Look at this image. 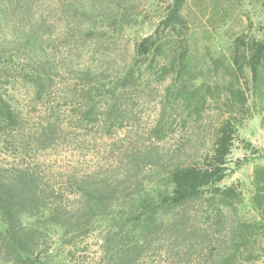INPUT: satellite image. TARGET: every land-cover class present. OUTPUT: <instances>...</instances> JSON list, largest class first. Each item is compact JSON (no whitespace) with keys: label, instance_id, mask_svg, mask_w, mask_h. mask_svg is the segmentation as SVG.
Here are the masks:
<instances>
[{"label":"rangeland","instance_id":"obj_1","mask_svg":"<svg viewBox=\"0 0 264 264\" xmlns=\"http://www.w3.org/2000/svg\"><path fill=\"white\" fill-rule=\"evenodd\" d=\"M91 3L95 8L90 9ZM171 3L0 0L10 9L0 34L12 40L25 25L45 19L43 45L57 64L69 69L59 72L43 102L35 100L32 87L22 80L9 83L13 101L23 111L24 135L47 121L59 129L52 148L42 152L31 144L21 149L14 137L0 133V163H18L21 149L24 161L63 193L75 188L80 175L93 173L99 182L114 186L113 200L119 197L117 202L124 203L139 190L164 184L171 168L201 164L221 124L230 119L238 125L228 175L217 184L234 187L236 198L220 202L210 188L179 212L166 213L135 261L125 258L117 229L106 230L114 220L98 219L87 232V225L77 230L70 241L52 226L41 254L48 264H264V225L254 203L256 173L264 167V66L256 81L245 58L241 56L240 64L234 60L237 47L243 52L252 39H264V0H186L188 28L173 31L166 53L153 64L148 59L152 66L136 84L118 92L123 126L80 120L84 92L80 76L70 69L87 64L107 68L109 80L120 75L132 62L135 44L154 32ZM85 4L93 11L87 20L76 16ZM10 47L15 53L19 48L15 43ZM184 47L189 54L186 69H164L179 59ZM36 214L29 213L28 219ZM0 264L10 263L0 256Z\"/></svg>","mask_w":264,"mask_h":264},{"label":"trees","instance_id":"obj_2","mask_svg":"<svg viewBox=\"0 0 264 264\" xmlns=\"http://www.w3.org/2000/svg\"><path fill=\"white\" fill-rule=\"evenodd\" d=\"M185 2L172 0L157 28L135 44L132 62L115 78L109 80V76L105 77L107 68L85 64L70 69L72 71L69 72L77 73L82 82L81 121L105 120L109 128L123 126L125 115L122 104L117 103L116 98L136 84L144 71L152 66L146 64L148 59L153 64L166 53L171 47L173 31L188 28L187 18L183 14ZM91 4L90 9L95 8L94 3ZM89 5H82L81 14L76 16H82L84 20L90 18L93 11L86 9ZM9 11L0 4V27L1 20ZM37 21L35 26L25 25L15 32L12 40L0 34V133L14 137L21 149L31 144L42 152L40 150L52 148L59 126L47 121L34 133L28 132L31 135L28 140L27 134L22 132L23 111L13 101L9 89V83L13 80H22L32 87L35 100L43 102L53 90L59 72L68 68L57 64L55 57L48 55L43 45L47 21ZM13 43L19 46L16 53L10 47ZM241 56L247 61L253 79L259 80L264 66V39H252L243 52L237 47L235 63L240 64ZM188 57V47H184L179 59L164 64L163 68L177 65L183 71L187 67ZM237 130L238 125L230 119L226 120L217 131L211 152L205 155L201 164H180L171 168L164 178V184L139 190L131 201L125 200L124 203L117 202L119 197L117 201L113 200L116 192L114 186L99 182L93 173L80 175L75 188L63 193L46 180L35 166L24 161L26 153L19 149L21 159L18 163L10 166L0 163V256L10 264H48L47 257H41V254L43 239L52 226L70 241L77 230L87 225V232L90 224L105 219L116 222L108 224L106 230L111 232L113 228L117 229L115 234L123 238L121 244L125 246V258L135 261L140 250L150 243L148 237L165 222L161 217L166 213L179 212L188 203L201 198L210 188L220 202L228 203L229 199L238 196L234 187L222 188L217 185L228 175V158ZM256 174L258 182L254 203L262 217L259 224L264 225V167L258 168ZM32 212L37 214L28 219Z\"/></svg>","mask_w":264,"mask_h":264}]
</instances>
